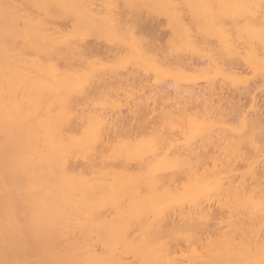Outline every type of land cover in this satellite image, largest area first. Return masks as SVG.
<instances>
[{
	"label": "bare ground",
	"instance_id": "6f19581e",
	"mask_svg": "<svg viewBox=\"0 0 264 264\" xmlns=\"http://www.w3.org/2000/svg\"><path fill=\"white\" fill-rule=\"evenodd\" d=\"M262 5L0 0V261L260 264Z\"/></svg>",
	"mask_w": 264,
	"mask_h": 264
},
{
	"label": "snow or ice",
	"instance_id": "6c2138e0",
	"mask_svg": "<svg viewBox=\"0 0 264 264\" xmlns=\"http://www.w3.org/2000/svg\"><path fill=\"white\" fill-rule=\"evenodd\" d=\"M264 6V5H262ZM4 37L5 42L10 44L11 37L16 34V29L20 26V21L15 17L14 13L8 11L12 6L9 4H4ZM41 7H44L43 5ZM47 7L53 8H63L64 5H48ZM130 7H135V5H130ZM264 132V129H262ZM15 166L14 161L5 160V176L7 178L8 171ZM6 190V185H5ZM261 253L264 256V245L261 246ZM0 264H68L67 261H0ZM260 264H264V258L261 259Z\"/></svg>",
	"mask_w": 264,
	"mask_h": 264
}]
</instances>
